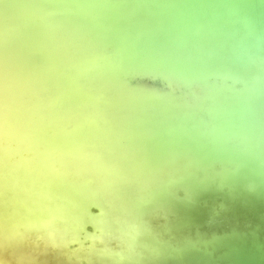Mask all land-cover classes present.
Returning <instances> with one entry per match:
<instances>
[{
	"label": "bare ground",
	"instance_id": "bare-ground-1",
	"mask_svg": "<svg viewBox=\"0 0 264 264\" xmlns=\"http://www.w3.org/2000/svg\"><path fill=\"white\" fill-rule=\"evenodd\" d=\"M0 84V264L264 257V0H0Z\"/></svg>",
	"mask_w": 264,
	"mask_h": 264
},
{
	"label": "water",
	"instance_id": "water-1",
	"mask_svg": "<svg viewBox=\"0 0 264 264\" xmlns=\"http://www.w3.org/2000/svg\"><path fill=\"white\" fill-rule=\"evenodd\" d=\"M255 100L258 104L264 107V96L258 93L255 96ZM194 219V217H189ZM180 253H173L172 257L164 256L158 259L159 264H264V257H258V255H250L247 257L244 255L231 256L229 260H217L212 261L201 249L194 247H186L185 249L180 248ZM262 262V263H261Z\"/></svg>",
	"mask_w": 264,
	"mask_h": 264
},
{
	"label": "snow or ice",
	"instance_id": "snow-or-ice-1",
	"mask_svg": "<svg viewBox=\"0 0 264 264\" xmlns=\"http://www.w3.org/2000/svg\"><path fill=\"white\" fill-rule=\"evenodd\" d=\"M4 87L0 84V150H2V132L4 124V114H5V96ZM3 199V184H0V200Z\"/></svg>",
	"mask_w": 264,
	"mask_h": 264
}]
</instances>
